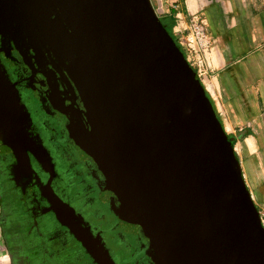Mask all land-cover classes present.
I'll list each match as a JSON object with an SVG mask.
<instances>
[{
    "label": "water",
    "instance_id": "water-1",
    "mask_svg": "<svg viewBox=\"0 0 264 264\" xmlns=\"http://www.w3.org/2000/svg\"><path fill=\"white\" fill-rule=\"evenodd\" d=\"M0 13L24 59L77 93L70 137L157 264H264L233 139L151 0H0Z\"/></svg>",
    "mask_w": 264,
    "mask_h": 264
},
{
    "label": "flooded vegetation",
    "instance_id": "flooded-vegetation-1",
    "mask_svg": "<svg viewBox=\"0 0 264 264\" xmlns=\"http://www.w3.org/2000/svg\"><path fill=\"white\" fill-rule=\"evenodd\" d=\"M0 242L7 264H157L68 127L76 92L1 30ZM166 30L167 27H165ZM33 62V63H32ZM32 63V64H31ZM77 106V107H76ZM77 111V110H76ZM70 117V118H69Z\"/></svg>",
    "mask_w": 264,
    "mask_h": 264
},
{
    "label": "crops",
    "instance_id": "crops-1",
    "mask_svg": "<svg viewBox=\"0 0 264 264\" xmlns=\"http://www.w3.org/2000/svg\"><path fill=\"white\" fill-rule=\"evenodd\" d=\"M161 21L200 16L212 38L201 84L228 136L258 211H264V0H151ZM0 264L5 262L0 242Z\"/></svg>",
    "mask_w": 264,
    "mask_h": 264
},
{
    "label": "built area",
    "instance_id": "built-area-1",
    "mask_svg": "<svg viewBox=\"0 0 264 264\" xmlns=\"http://www.w3.org/2000/svg\"><path fill=\"white\" fill-rule=\"evenodd\" d=\"M172 39L184 48L186 61L201 82L210 69V54L213 44L205 21L196 14L190 15L185 28L176 27L173 29ZM260 221L264 227L262 215Z\"/></svg>",
    "mask_w": 264,
    "mask_h": 264
},
{
    "label": "rangeland",
    "instance_id": "rangeland-1",
    "mask_svg": "<svg viewBox=\"0 0 264 264\" xmlns=\"http://www.w3.org/2000/svg\"><path fill=\"white\" fill-rule=\"evenodd\" d=\"M167 31L172 35V32H173V29H174V24L173 25H169L168 24V26H167ZM172 37V36H171ZM174 41V40H173ZM175 42V41H174ZM176 43V42H175ZM180 48H181V51L184 53V56H186V51L184 50V48H182L181 46H179ZM206 94V93H205ZM207 96V95H206ZM213 106V105H212ZM220 121V120H219ZM220 123H221V121H220ZM222 125V124H221ZM223 127V126H222ZM227 135V134H226ZM228 136V135H227ZM228 138H231V139H233V141L231 142V144L233 143V145H232V147H233V149H234V147H235V137H231V136H228ZM234 153H235V150H234ZM235 156H236V154H235ZM236 158H237V156H236ZM238 160V159H237ZM239 162V161H238ZM239 165H240V163H239ZM241 168V167H240ZM243 176V175H242ZM244 180V179H243ZM250 193V192H249ZM251 195V194H250ZM252 198V197H251ZM253 200V199H252ZM254 203V202H253ZM255 205V204H254ZM256 207V206H255ZM257 211H258V209H257ZM258 213H259V217H261V215L264 217V211H258Z\"/></svg>",
    "mask_w": 264,
    "mask_h": 264
},
{
    "label": "trees",
    "instance_id": "trees-1",
    "mask_svg": "<svg viewBox=\"0 0 264 264\" xmlns=\"http://www.w3.org/2000/svg\"><path fill=\"white\" fill-rule=\"evenodd\" d=\"M162 22V24L165 26V27H167L168 26V24L169 25H173L174 24V20L171 18V17H167L166 18V20H163V21H161ZM169 33V32H168ZM170 34V33H169ZM171 35V34H170ZM172 36V35H171ZM174 40V39H173ZM177 46H178V48L181 50V48L179 47V45L178 44H176ZM184 54V53H183ZM232 145H233V143H232Z\"/></svg>",
    "mask_w": 264,
    "mask_h": 264
}]
</instances>
